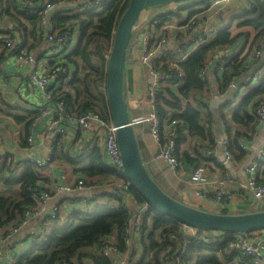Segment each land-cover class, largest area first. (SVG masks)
Here are the masks:
<instances>
[{"label": "built area", "instance_id": "obj_1", "mask_svg": "<svg viewBox=\"0 0 264 264\" xmlns=\"http://www.w3.org/2000/svg\"><path fill=\"white\" fill-rule=\"evenodd\" d=\"M0 1L3 2L4 0ZM112 1L114 0H16L19 11H27L37 18V24L30 34H32L34 41L41 40L44 43V49L41 50L38 57L40 46L34 44L27 46L24 30L22 27L16 26L6 33H2L0 55L4 61L33 67L20 82L21 86H25L31 90L33 98L41 101L39 109L31 116L28 127L26 137L28 149L31 150L35 146L34 125L40 123L41 119L46 115L49 116V121L45 124L40 135L49 139L51 137V141L54 143L59 142V140L64 141L68 139L69 134L66 129L68 126H75L81 134H84L94 125L97 132L96 135L104 137L102 148L103 155L108 161L107 165L119 177L115 181L105 183L102 187L108 193H111L112 196H120L125 200V196L127 199H132V196L129 195V189L132 188L123 176V163L117 145L115 128L111 121L104 120L99 114L92 111L82 114L76 113L74 109L68 111L61 95L66 91L64 86L65 81H69L72 77V70L67 66L66 62L68 54L76 46L77 34H75V30L72 27L68 26L60 31L55 30L50 21L53 13L56 12L64 17L78 15L102 8L104 4ZM221 1L223 0H215L213 3ZM170 6L156 9L159 14L153 13L156 10L145 12L137 26L133 28V36L136 35L133 43L136 42L135 44L138 45V47H135L138 51L137 64L147 75L145 96L149 106V113L131 120V124H148L149 134L159 147L156 158L163 161L170 173L178 178L181 162L176 152V137L175 129L173 128L174 125H178V122H172L169 125L170 118L162 121L158 115L156 103L161 102L163 98L168 99L167 91L169 89L177 90L184 86L185 75L180 68L181 64L186 61L190 53L205 45L209 40H213L220 27H215L216 29L212 27L204 19L205 16H201L203 15L202 12L188 16L182 21L176 20V17L167 19L168 15L179 13L177 7L175 10H169ZM147 13L151 15L144 17ZM263 47L264 39L260 48L252 50L250 53L251 61L245 66V68L254 67V72L250 79L252 85L259 83L264 72V68L262 67L264 65ZM231 59L227 52L220 49L214 50L203 61L198 77L202 81L209 75L214 79H218L224 67ZM165 64L168 65L169 70L174 71V74L167 73L162 69ZM3 86L4 84L0 76V94L2 93ZM229 88H233V83ZM101 91L105 94L104 87H102ZM187 103L190 107L195 108L196 104L194 101H182L183 106ZM163 109L171 111L165 104ZM255 114L259 118V121H264V101L258 103ZM220 145L224 164L232 165L234 159L229 152L228 141L222 139ZM240 147L242 148L243 146ZM51 153L52 148L50 149L49 147L48 153L44 158H28L22 163L17 164L14 159L8 158L0 150V167L6 161L15 173V176L16 174H21L26 167L25 165H34L36 171H42L50 168L52 162ZM214 153L215 150L212 148L199 147L197 149L201 162L192 167L186 182L191 187L192 194L195 197L204 199L211 194L214 204L220 206L225 201L235 199L236 195L232 191V188L235 187L236 183L229 177L208 176L206 167ZM263 170L264 148L258 152L257 158L245 169L246 184L240 185V188L249 193L254 200V211H258L259 209L264 210V184L259 183L257 180L258 175ZM75 190L79 192L86 191L88 193L79 202L80 210L87 211L96 200L98 184L78 180L75 183ZM30 191L32 192V200L35 207L26 210L18 219L19 222L16 225L5 229L3 236L4 240L8 243L14 239V236L20 233L31 218L43 212L44 205L52 197L60 193L70 192L71 189L69 186H59L57 183L51 184L48 188L41 189L37 183L36 188H30ZM130 203L128 201L127 206ZM132 206L137 210L129 219L126 227L124 250L118 248L113 237L104 239L98 246L97 252L107 264H140L143 258L144 253L140 244V226L150 207L145 201L142 204H137L133 201ZM59 213V207L54 208L52 213L46 215L39 222L36 229L31 230L21 240L16 241L15 245L25 243L28 247L33 248L45 243L55 229L63 228L68 223L59 218ZM178 228L185 233L186 238L178 242L177 250L174 251L171 258L166 257L173 250L171 248H168L165 253L160 255L158 264H186L184 260L186 247L193 240L213 242L223 235L214 231H199L184 225H180ZM258 233L259 231L231 234V241L224 253L228 255L234 252L243 257H248L253 264H264V239ZM158 240L161 242L162 238L158 237ZM164 240L174 242L177 241V237L168 234L164 237ZM9 249L11 251H8L9 254L5 264H15L19 256L12 252L11 246H9ZM153 254V251L147 253L146 263L155 264L152 261ZM1 255L2 253L0 252ZM62 264L76 263L64 262Z\"/></svg>", "mask_w": 264, "mask_h": 264}, {"label": "trees", "instance_id": "obj_2", "mask_svg": "<svg viewBox=\"0 0 264 264\" xmlns=\"http://www.w3.org/2000/svg\"><path fill=\"white\" fill-rule=\"evenodd\" d=\"M214 1L199 0L193 3L208 7ZM235 1H241L245 5V9L239 17L242 20L239 26L250 27L255 31L254 46L257 49L260 48L264 39V0ZM128 2L129 0H114L104 4L102 8L72 16L64 17L57 12L53 13L50 21L55 30L60 31L68 26L78 32L76 46L68 54L66 62L72 70V77L69 81H65L66 91L61 94L68 111L74 109L78 114L92 111L99 114L104 120H110L106 97L101 89L104 87L105 67L111 50L114 31L119 18L127 8ZM17 6L16 0H10L7 8L12 13L10 14L9 11L7 13L11 17L17 18L16 21L19 25L17 27H22L25 34H28L29 28L32 33L37 24V18L27 11H19ZM194 14L191 13L189 16ZM178 16L179 13L168 15L166 18L170 19ZM236 39L239 38H230L227 29L220 30L213 40H209L205 45L190 53L186 61L180 66L185 75L184 86L177 90L172 89L173 91L169 89L167 91L168 99L163 98L161 102L156 103L157 112L162 121L170 118L169 125L172 122H178V125L173 127L175 129L178 156L179 145L187 137L205 138L206 131H208L202 126L201 113L190 107L188 103L183 106L182 101H194L198 105V98L201 95L197 94H201L207 82V78L202 81L198 77L203 61L207 55L219 49L215 47L231 46ZM134 40L135 37L132 36L128 51ZM245 66V59L239 60L237 56L232 57L224 67L221 77L217 79L218 91L226 93L229 86L234 83L233 77L241 70H246ZM162 69L167 73L174 74V71L169 70L167 64ZM258 84V86L249 89L240 107L232 116V121L235 124L246 126L248 135L250 131H253L252 129L256 128L259 121L255 114L256 107L260 101H264V78ZM164 104L172 112L165 111L163 109ZM248 107L251 108V113L248 112ZM30 121L31 117L27 124V133ZM227 131L230 133L228 128ZM233 133L228 135V144L229 152L235 162L242 157V153L239 151L238 138L244 137L245 132ZM245 138H247V135ZM67 159L72 161L69 157ZM94 161H99L101 165L104 164L105 166L103 155H98ZM180 162L188 165L198 163L185 154L182 155ZM25 166L17 179H14L15 173L6 161L0 167V184L5 186L9 193L8 196L0 194V228L8 227L16 218L21 217L26 210L35 207L30 188H36L39 176L34 165ZM89 174L92 176L100 175V180L112 179V181H115L119 179L116 173L106 166L102 169L91 168ZM257 180L259 183L264 184V170L258 175ZM16 187L18 188L16 189ZM129 195L132 196V199H127L125 196L124 200L120 196H112L111 193L106 191L102 195L99 194L100 201L95 200L87 211L74 210L66 226L55 229L45 243L31 248L28 252L19 256L15 264H62L64 262L107 264L97 252L99 244L104 239L113 237L118 248L124 250L126 227L129 219L134 214L133 201L137 204L144 203L132 189H129ZM128 201L132 204L130 203L127 206ZM179 226L180 224L176 221L166 218L158 211L149 208L140 226V244L144 253L140 264H149L145 262V259L150 251L154 253L152 261L155 264H158L160 255L165 253L168 248L173 249L166 255L167 258H171L174 251L177 250L178 242L186 238L185 233L178 228ZM168 234L175 235L177 241H165L164 237ZM158 237L162 238L161 242H159ZM230 241L231 234H223L213 242L193 240L186 247L184 260L186 264H253L248 257H243L234 252L228 255L224 253Z\"/></svg>", "mask_w": 264, "mask_h": 264}, {"label": "crops", "instance_id": "obj_3", "mask_svg": "<svg viewBox=\"0 0 264 264\" xmlns=\"http://www.w3.org/2000/svg\"><path fill=\"white\" fill-rule=\"evenodd\" d=\"M9 1L10 0L0 1V40L3 37L2 33H6L13 27L19 26L16 21L17 18L11 17L7 13V11H9L10 14L12 13L11 10L7 8ZM211 8L212 7L208 6L206 11L205 9L204 12L202 10L203 14L207 13L208 15L205 16L204 19L212 25V27H220L217 32L227 29L230 38H239L236 39L231 46L215 48L227 52L231 58L237 56L239 60L245 59L246 64L250 63V53L256 48L254 46L255 31L250 27L239 26L242 22L239 17L242 15L243 9H245L244 3L235 0H223L221 1L220 8L210 12L209 10ZM219 11L221 13H219ZM25 25L27 26L26 23ZM30 33L29 28L28 34H26V45L30 46L34 44L40 46L38 52L39 57L41 50L44 49V43L41 40L34 41ZM134 37L136 39V35ZM135 47H138V45L135 44L132 48L130 47L128 51L125 69L126 102L131 120L149 113V106L145 96L147 75L137 64L138 51ZM262 67L264 68V65H262ZM32 69V66L4 61L0 55V76L4 84L2 93L0 94V150L3 151L8 158L14 159L17 164H20L28 158H44L48 153L49 147L50 149L52 148L50 156L52 162L50 168L37 171L39 176L37 182L38 186L41 189H45L51 186V184L57 183L59 186H69L71 191L60 193L52 197V199L44 205L43 212L31 218L20 233L14 236V239L9 243L4 240L3 235L5 229L9 226L16 225L20 217L16 218L8 227L0 228V252L2 253L0 256V264H5L2 262L7 258L9 254L8 251H11L9 246H11L12 252L18 256L25 254L31 249L25 243L18 245H15V243L21 240L22 237L31 230L36 229L39 222L45 218L46 215L52 213L54 208L59 207V218H62L65 223L69 221L74 210H80L79 202L82 198L86 197L88 193L86 191L79 192L75 190L76 181L84 180L86 183H97V202L100 201L99 194L102 195L106 191L102 185L112 181V179L100 180V175L92 176L89 174V169L91 168L102 169L105 166L109 167L107 165L108 161L103 155L102 144L104 137L96 135L97 132L95 131L94 125L84 134H81L77 127L68 126L66 127L69 134L68 139L64 141L59 140V142L54 143L51 141V137L49 139L48 137L40 135L45 124L49 121V116L46 115L41 119L40 123L34 125L35 146L31 150L28 149L26 141L24 140L27 133V124L29 118L39 109L41 101L33 98L31 90L25 86H21L20 82ZM253 72L254 67L241 70L240 73L233 77V88H228L226 93L218 91L216 84L217 79L209 75L204 90L201 94H197L199 96L201 95L202 98H198L199 103L193 108L201 113L202 126L208 129V131H206V137L201 139L187 137L184 142L179 145L180 159H182V155L185 154L188 158L194 161L196 160L198 162L197 164L201 162L199 154H197V149L199 147L214 149L215 153L208 161L209 164L206 167V173L210 177H229L233 179L236 183L235 187L232 188V191L236 195L235 199L232 201H225L218 206L214 204L211 194L204 199L197 198L192 194L191 187L187 184L184 186L182 183L178 185L180 192L177 193L175 197L171 196L172 198L188 206L217 214L226 213L237 215L264 211L263 209L254 211L255 203L251 195L240 188V185L246 184L245 169L257 158L258 152L264 148V121H258L256 128L252 129L253 131H250L249 135L247 134L248 132H246V126L237 125L232 121L234 112L240 107L249 89L251 87H256L250 82ZM263 78L264 72L262 73L259 83L262 82ZM248 112L251 113L250 107H248ZM133 128L141 157L150 176L165 193L171 195L167 191H170L176 186L175 182H173L174 176L168 170L167 165L156 158L159 147L149 134L148 124L136 123L133 125ZM227 128L231 135L234 134L233 132H245V135H243L244 137L238 138L240 143L239 151L242 153V157L240 160H236L232 165L224 164L221 155L220 141L222 139L228 141V135H230ZM246 135L247 138H245ZM240 146L243 147L241 148ZM98 155H103L105 166L104 164L101 165L99 161H94ZM67 157L71 158L72 161H68ZM196 165H188L181 162L179 177L175 178H177L179 182L185 183L181 178H184L183 176L186 174L188 180L192 167ZM18 177L19 174H16L14 179ZM17 188L18 187H16V189ZM106 192L108 193V191ZM0 194L3 196L9 195L7 188L1 184ZM136 210L135 208L133 209L134 213H136ZM258 234L264 239V230L259 231ZM86 264L93 263L88 262Z\"/></svg>", "mask_w": 264, "mask_h": 264}, {"label": "water", "instance_id": "obj_4", "mask_svg": "<svg viewBox=\"0 0 264 264\" xmlns=\"http://www.w3.org/2000/svg\"><path fill=\"white\" fill-rule=\"evenodd\" d=\"M197 1L199 0H129L117 22L105 67L104 88L109 119L115 128L123 163V176L150 208L180 225L222 234L262 231L264 211L237 215L211 213L183 204L165 193L146 168L131 124L125 93V69L133 28L147 11ZM262 50L264 52V47ZM5 262L6 259L2 263Z\"/></svg>", "mask_w": 264, "mask_h": 264}, {"label": "rangeland", "instance_id": "obj_5", "mask_svg": "<svg viewBox=\"0 0 264 264\" xmlns=\"http://www.w3.org/2000/svg\"><path fill=\"white\" fill-rule=\"evenodd\" d=\"M220 1V0H219ZM208 6H210V7H212L209 11L210 12H213V10H215V9H218V8H220V6H221V2H217V3H210ZM178 8V10H179V16L178 17H176V20H179V21H182V20H184L185 19V17L187 18L191 13L192 14H194V13H199V12H201L203 9H205V11H206V8L207 7H205V6H203V5H199V4H196V3H192V2H187V3H183V4H177L176 6H170V8H169V10H175V8ZM158 10H156L155 12H153V13H157V14H159V12H157ZM209 12V13H210ZM219 13H221L220 11H219ZM151 14H149V13H147L144 17H148V16H150ZM203 16H208L207 15V13L206 14H203ZM78 32L75 30V34H77ZM136 43V42H135ZM135 43H133L132 44V46H130L131 48L135 45ZM254 86H256V85H254ZM184 178H181L182 180H184L185 181V183H183V182H179L178 180H177V178H175L174 177V180H173V182H175V187H173L170 191H167L169 194H171L170 196H177V193H179L180 191V188L178 187V185H180L181 183H182V185H184V186H186V184H187V175L185 174L184 176H183ZM180 179V178H179ZM180 179V180H181Z\"/></svg>", "mask_w": 264, "mask_h": 264}]
</instances>
